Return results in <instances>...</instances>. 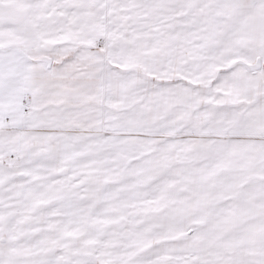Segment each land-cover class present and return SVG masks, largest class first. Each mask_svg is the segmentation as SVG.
<instances>
[{
    "label": "snow or ice",
    "instance_id": "snow-or-ice-1",
    "mask_svg": "<svg viewBox=\"0 0 264 264\" xmlns=\"http://www.w3.org/2000/svg\"><path fill=\"white\" fill-rule=\"evenodd\" d=\"M0 264H264V0H0Z\"/></svg>",
    "mask_w": 264,
    "mask_h": 264
}]
</instances>
